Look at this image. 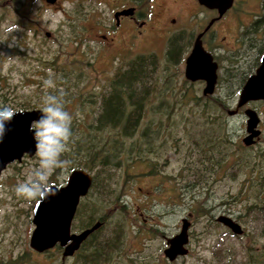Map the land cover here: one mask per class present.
Listing matches in <instances>:
<instances>
[{
	"label": "rangeland",
	"instance_id": "rangeland-1",
	"mask_svg": "<svg viewBox=\"0 0 264 264\" xmlns=\"http://www.w3.org/2000/svg\"><path fill=\"white\" fill-rule=\"evenodd\" d=\"M20 1L25 3V0ZM254 1L250 8L255 10L258 5ZM39 4V0H33L30 9L34 10ZM4 10L5 14H0V106H9L15 111L41 109L42 97L50 94L49 90L58 89L64 94L65 109L72 114L76 129L86 128L96 118L100 110L98 96L108 87L115 71L138 54L155 56L156 76L151 83L155 90L149 93L145 105V112L151 113V123H146L144 117L139 129L154 130L151 132L152 139L155 138L154 151L158 153L152 155L143 148L141 161L128 169L127 150L120 141L123 144L120 163L109 172L108 189L113 195L106 200L108 202L103 199L98 205L92 191L94 199L90 194L78 211L81 213V207L86 206L92 211L98 209L95 217L106 215L105 225L100 232H95L97 236L94 234L93 239L111 238L114 227L119 232L117 254H111L107 264H243L247 257L257 256L255 247L264 245V218H256L255 212L251 215L246 209L264 201V189L255 182L256 171L264 164L263 103L246 105L259 118L260 135L254 145L245 147L241 143L245 122L242 110L227 116L226 111L234 109L236 100L235 97L221 98L223 107L216 108L218 118L212 125L219 129L218 137L225 136V143L217 141L213 149L216 160L224 156L223 166L209 169L205 160L203 163L197 160V153L191 150L187 137L191 124L195 128L207 125L201 108L193 101L201 97L202 86L187 84L182 64L174 66L166 62V49L159 38L145 45L127 46L123 54L115 55L105 42L93 41L98 31L77 33L67 28L64 18L58 14L45 10L41 17H21L8 15L7 6ZM12 25H18V30L8 32ZM46 31L49 37L45 36ZM219 32L224 34V29L219 27ZM63 65H72L81 76L78 79L70 75L63 77L59 70ZM46 79H52L55 88L45 89ZM206 101L212 103V100ZM108 134L111 133L105 131L102 135ZM66 154L68 151L64 158ZM240 156H244V163L239 161ZM151 165L155 173L147 175ZM36 166L35 154L23 156L21 161L7 165L0 173V264L15 263L18 258L23 259L20 264H73L70 257H61L57 247L42 253L28 247L35 200L17 198L14 188ZM69 172L56 170L51 185L62 186ZM232 172L234 177H231ZM194 179H198L196 183ZM182 190H186L184 195ZM220 215L239 222L245 235L234 237L216 223L214 219ZM183 218L189 222L187 253L169 263L162 254L165 239L178 233Z\"/></svg>",
	"mask_w": 264,
	"mask_h": 264
},
{
	"label": "flooded vegetation",
	"instance_id": "flooded-vegetation-1",
	"mask_svg": "<svg viewBox=\"0 0 264 264\" xmlns=\"http://www.w3.org/2000/svg\"><path fill=\"white\" fill-rule=\"evenodd\" d=\"M86 1L88 0H39L40 4L33 10L30 9L33 0H25L23 4L20 0L16 3H14L15 0H3L0 3V14H5L6 6L10 16L41 17L44 11L48 10L50 13L63 17L65 26L77 33L93 29L98 31L99 33L93 36V41L105 42L116 52H114L115 55L123 54L127 46L145 45L159 38L166 49V62L174 66L182 64L184 67L186 57L195 43H199L216 65V79L212 93L202 94L204 82L201 80L193 82L184 80L191 86L201 85L203 100H212L220 108L223 107L221 98L235 97L237 100L243 84L249 76L254 74L264 54V0H256L258 9L255 10L250 8L252 7L250 3L254 0H231L230 5L224 10L219 8L222 5L221 0H89L85 3ZM25 7L27 9H24ZM62 23L60 22L61 25ZM219 27L224 29V34L219 32ZM219 33L220 36H218ZM49 35L50 33L46 31L45 36L49 37ZM76 39L81 41L78 37ZM250 102L264 104L262 100ZM250 102L238 109L234 107L233 115L238 110H242L243 113L244 110L250 109L246 107ZM259 135L252 145L257 142ZM55 187L59 188L61 185ZM89 190L90 187L87 193L78 199L70 224V233L78 234L95 223L100 224L96 230L103 225L100 221L89 223L87 220L86 222L83 215L81 221H77L79 208L82 201L90 195ZM74 223L77 224L73 229ZM236 223L241 229L243 228L239 222ZM96 230L91 232L72 253L70 258L73 264H107L111 254H117L118 246H114L112 252H106L105 259H99L101 257L99 254L93 257L91 253L84 251L85 244L94 236ZM243 235L245 233L242 229L241 235L233 236L239 238ZM166 239L162 254L166 248ZM55 247L62 252V248L57 245L53 248ZM254 251L257 256L247 257L243 264H264V245L262 248L255 247ZM82 259H87V263Z\"/></svg>",
	"mask_w": 264,
	"mask_h": 264
},
{
	"label": "trees",
	"instance_id": "trees-1",
	"mask_svg": "<svg viewBox=\"0 0 264 264\" xmlns=\"http://www.w3.org/2000/svg\"><path fill=\"white\" fill-rule=\"evenodd\" d=\"M156 68L157 64L154 54H138L132 57L125 63L123 68L119 67L116 70L108 87L106 86L107 88L105 87L106 89L104 88L101 94H99L100 110L94 121L82 129H76L75 123H72L73 137L69 144L68 154H66V158L63 156L61 158L70 161L66 169L67 171L79 169L88 174L91 173L89 174L91 176L89 193L94 199L92 191H95V201H98L96 203L98 205L103 199L105 201L110 200V197L113 195L108 189L110 186L109 181L111 180L109 172L120 163V149H122L123 145L120 144V141H123L127 150L126 167L128 169L134 163L141 161L139 160L141 157L140 152L143 148L152 155H157L156 153H158V151H154V148H156L154 143L155 138L152 139L151 133L154 130H150L149 128L146 130L139 129L144 117L146 118V123H151V113L145 112V105L148 100L147 96L155 90L151 83L153 82V77L156 76ZM59 70L63 77H69L68 75H70L78 79L81 76L80 71H74L72 65H63ZM72 70L73 73H71ZM49 92L54 95H59L60 93L58 89H55V91L49 90ZM193 101L201 108V114L207 119V125L195 128L190 123L187 137L189 143L192 144L191 150L196 151L199 162L205 160L209 164V169L212 166L216 167V169H221L224 156L216 160V153L213 149L216 148L215 143L217 141H220L222 144L225 143V136L218 137L216 132L219 129L212 125L216 123L215 120L218 118L215 110L216 108H220V106L215 102L211 103L203 100L202 96L195 98ZM21 106L25 107L26 105L22 104ZM210 115L215 116L210 117ZM165 116L167 117V115ZM105 131L111 134L103 137L102 134ZM154 136L157 138L156 135ZM133 153L137 155L135 156ZM238 159L243 163L245 161L244 156H240ZM256 172L258 176L255 182L260 189H264V164L259 166ZM154 173L155 167L151 165L147 175H153ZM231 177H234V172H232ZM197 180L194 179V183ZM185 191L182 190V195H184ZM110 202L112 203L113 200ZM259 203L258 205H251L246 210L248 213L251 211V215L255 212L254 217L256 218H264V201ZM97 211L98 209L96 208H93L92 211V209L84 206L83 208L81 207V213H79L81 218L83 215L86 222L87 220L89 223L92 221L103 222L102 227L96 230V232H100L101 228L105 225L106 215H103L101 218L95 217L94 213L96 214ZM119 236V232L114 227L111 238L99 241L91 237L88 243L85 244L84 251L91 253L93 257L99 254L101 256L99 259H105L106 252L114 250ZM22 260V258H18L15 263L9 262L6 264H20ZM82 260L87 263V259Z\"/></svg>",
	"mask_w": 264,
	"mask_h": 264
},
{
	"label": "water",
	"instance_id": "water-1",
	"mask_svg": "<svg viewBox=\"0 0 264 264\" xmlns=\"http://www.w3.org/2000/svg\"><path fill=\"white\" fill-rule=\"evenodd\" d=\"M201 1V0H200ZM220 10L230 5L231 0H221ZM220 5V4H219ZM221 12V11H220ZM215 63L199 43H195L190 54L185 59L183 78L190 82L201 80L204 82L203 95H210L215 83ZM264 101V54L254 74L249 76L243 84L237 97L235 109L250 101ZM14 118L6 123V132L0 141V173L14 162L21 161L23 156L32 157L36 152L34 132L30 130L33 121L39 119L40 109L16 110ZM235 111H227L231 116ZM245 117V136L241 139L243 146L254 143L259 131L256 129L258 117L251 109L243 111ZM91 185V176L79 169L71 170L64 185L59 188L52 186L54 195L46 199H37L31 210V224L33 229L28 238V247L35 253H42L54 246L62 248L61 257H70L80 243L99 227L95 223L90 228L78 234L70 233V224L78 203ZM215 222L228 229L232 235H241V227L230 217L220 215ZM189 222L183 218L177 234L166 239L163 256L170 262L187 253Z\"/></svg>",
	"mask_w": 264,
	"mask_h": 264
},
{
	"label": "clouds",
	"instance_id": "clouds-1",
	"mask_svg": "<svg viewBox=\"0 0 264 264\" xmlns=\"http://www.w3.org/2000/svg\"><path fill=\"white\" fill-rule=\"evenodd\" d=\"M18 28V25H12L7 31L14 32ZM43 86L45 89L55 88V83L52 79H46ZM63 95L61 91L59 95L46 93L42 97L41 115L39 119L32 122L30 127L36 141L37 166L29 172L23 182L15 186L17 198L33 201L54 195L51 177L56 170H66L70 164V161L61 158L69 150L73 137V116L65 109ZM16 114L13 108L0 106V141L6 132V123L10 122Z\"/></svg>",
	"mask_w": 264,
	"mask_h": 264
}]
</instances>
